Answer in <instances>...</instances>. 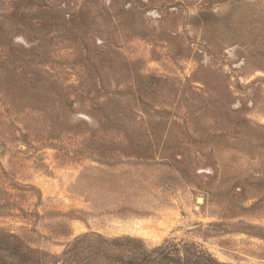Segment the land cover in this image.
<instances>
[{"label": "rangeland", "instance_id": "374dc122", "mask_svg": "<svg viewBox=\"0 0 264 264\" xmlns=\"http://www.w3.org/2000/svg\"><path fill=\"white\" fill-rule=\"evenodd\" d=\"M0 229L264 264V0H0Z\"/></svg>", "mask_w": 264, "mask_h": 264}, {"label": "trees", "instance_id": "16d2710c", "mask_svg": "<svg viewBox=\"0 0 264 264\" xmlns=\"http://www.w3.org/2000/svg\"><path fill=\"white\" fill-rule=\"evenodd\" d=\"M227 264L196 245L167 241L150 248L131 236L107 238L86 233L70 241L60 256L31 247L19 235L0 229V264Z\"/></svg>", "mask_w": 264, "mask_h": 264}, {"label": "water", "instance_id": "95a60500", "mask_svg": "<svg viewBox=\"0 0 264 264\" xmlns=\"http://www.w3.org/2000/svg\"><path fill=\"white\" fill-rule=\"evenodd\" d=\"M203 201H204V200H203L202 198H199V199H198V203H203Z\"/></svg>", "mask_w": 264, "mask_h": 264}, {"label": "bare ground", "instance_id": "6f19581e", "mask_svg": "<svg viewBox=\"0 0 264 264\" xmlns=\"http://www.w3.org/2000/svg\"><path fill=\"white\" fill-rule=\"evenodd\" d=\"M142 229V228H141ZM138 230H140V229H138ZM149 234V233H148Z\"/></svg>", "mask_w": 264, "mask_h": 264}]
</instances>
